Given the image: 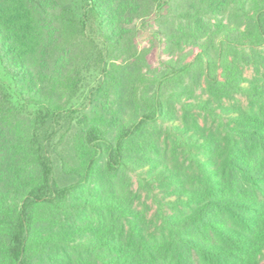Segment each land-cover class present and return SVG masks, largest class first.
Here are the masks:
<instances>
[{"label": "trees", "instance_id": "obj_1", "mask_svg": "<svg viewBox=\"0 0 264 264\" xmlns=\"http://www.w3.org/2000/svg\"><path fill=\"white\" fill-rule=\"evenodd\" d=\"M0 65V264H261L264 0H0Z\"/></svg>", "mask_w": 264, "mask_h": 264}, {"label": "rangeland", "instance_id": "obj_2", "mask_svg": "<svg viewBox=\"0 0 264 264\" xmlns=\"http://www.w3.org/2000/svg\"><path fill=\"white\" fill-rule=\"evenodd\" d=\"M246 75H247L248 77H251V76L253 75V70H252L250 67H248V68L246 69ZM87 77H88V79H87V81H86V84H87V85H88V84H89V85L92 84V83H93V80L95 79V76H87ZM0 81L3 82V83L7 86V88L10 89V91H11V93H12V96H13V100H14V102H15L16 104L21 105V101L18 99V97H17V95H16L14 89L12 88L13 84H12V80H11V78H10V76L7 75V73L4 71V69L2 68L1 65H0ZM79 102H82V99H80V100H78V101H75L74 103L78 104ZM235 102H236V104L245 107L246 104H247V99H246V97H244V96H237ZM79 104H80V103H79ZM261 264H264V258H263V260L261 261Z\"/></svg>", "mask_w": 264, "mask_h": 264}]
</instances>
